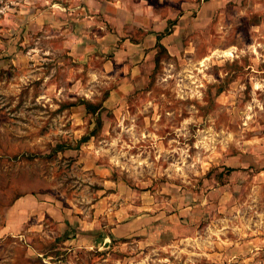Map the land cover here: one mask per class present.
<instances>
[{"label": "rangeland", "instance_id": "374dc122", "mask_svg": "<svg viewBox=\"0 0 264 264\" xmlns=\"http://www.w3.org/2000/svg\"><path fill=\"white\" fill-rule=\"evenodd\" d=\"M102 3L119 13L92 28L83 10L0 23V231L24 195L80 226L122 188L163 226L69 253L56 238L76 227L33 220L0 237V264H45L32 247L64 264H187L191 248L179 255L166 236H263L264 0ZM146 39L129 57L126 43Z\"/></svg>", "mask_w": 264, "mask_h": 264}, {"label": "crops", "instance_id": "0c3cea01", "mask_svg": "<svg viewBox=\"0 0 264 264\" xmlns=\"http://www.w3.org/2000/svg\"><path fill=\"white\" fill-rule=\"evenodd\" d=\"M68 2H75L76 6L71 3L67 8L61 7L67 6ZM72 6L73 8H71ZM112 8L113 10H111ZM68 10H72V12H68ZM81 10L85 11L86 14L81 22L80 29L83 26L93 27L86 23L90 17L93 19L102 16L108 20L112 18L109 11H112L113 17L117 15V12L119 13L118 9L103 5L102 0H0V23L8 19L11 23H13V20L17 22L16 19L20 17H39L46 22L47 18L55 15L60 16L67 13V17L68 15L79 16ZM74 21L75 25L72 26L71 33L77 32L78 20ZM66 23L68 24V22ZM80 37L83 38V35L73 34L76 43H82ZM164 40L162 37L161 45L164 44ZM146 43H148L147 39L139 43L127 42L125 47L129 55L138 52L143 57ZM133 56L130 55L129 57L132 58ZM136 69H139V67H136ZM122 190H124L122 193L110 194L104 201H100L96 206L95 219L90 220V222L86 221L83 224L81 222L80 226L71 214L66 213V208L63 206L52 202H42L34 194L24 195L9 206L6 213V223L0 231V237L22 238L24 229L30 226L33 220L39 221V224L43 218H49L58 226L76 227V232L71 236H66L63 233L58 234L56 238L58 251L64 249L72 253L78 249H92L101 243L108 246L116 241L126 242L150 227H154L155 230L162 228L163 221L160 218L162 211L154 210L152 214L147 215L146 204L141 205L138 203L136 206L131 199L134 195L127 193L125 188H122ZM118 199L123 201L121 203L116 202ZM102 215H105L101 224V227L107 229L105 234H103L104 232L99 234L100 222L98 220ZM175 216L177 214L172 217ZM83 226L85 227L83 228ZM250 230L245 229L240 236H166L167 239L163 245H167L171 249L178 248L177 253L179 255H183V247L189 246L188 248L191 249L188 250L187 264H264V235L260 236L258 231H254L255 229ZM99 236H106V238L101 239ZM154 239L157 240V236H154ZM149 240L150 238L147 239V236H139L138 243L141 247L147 246L150 244ZM32 249L45 264H64L61 262L59 253H55L56 257H54L48 255V253H39L35 247H32ZM31 250L28 257L33 258ZM51 259H56L57 262L50 263L49 260Z\"/></svg>", "mask_w": 264, "mask_h": 264}, {"label": "trees", "instance_id": "16d2710c", "mask_svg": "<svg viewBox=\"0 0 264 264\" xmlns=\"http://www.w3.org/2000/svg\"><path fill=\"white\" fill-rule=\"evenodd\" d=\"M60 150L59 151H62L64 149V147L62 146H59ZM38 261H42V260H38Z\"/></svg>", "mask_w": 264, "mask_h": 264}]
</instances>
